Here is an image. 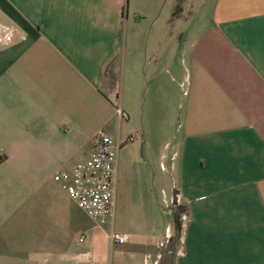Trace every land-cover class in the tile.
Listing matches in <instances>:
<instances>
[{
  "label": "crops",
  "instance_id": "0c3cea01",
  "mask_svg": "<svg viewBox=\"0 0 264 264\" xmlns=\"http://www.w3.org/2000/svg\"><path fill=\"white\" fill-rule=\"evenodd\" d=\"M137 121L154 195L115 244L53 174ZM0 264H264V0H0Z\"/></svg>",
  "mask_w": 264,
  "mask_h": 264
},
{
  "label": "built area",
  "instance_id": "2783aa9c",
  "mask_svg": "<svg viewBox=\"0 0 264 264\" xmlns=\"http://www.w3.org/2000/svg\"><path fill=\"white\" fill-rule=\"evenodd\" d=\"M117 113L123 119L128 117L124 111L117 110ZM135 139L136 135H129L117 144L103 129H98L92 135L88 158L53 174V180L96 226L109 223L114 213L116 150ZM110 238L115 244H122L125 240L122 234L113 231ZM79 242H83V236L79 237Z\"/></svg>",
  "mask_w": 264,
  "mask_h": 264
},
{
  "label": "rangeland",
  "instance_id": "374dc122",
  "mask_svg": "<svg viewBox=\"0 0 264 264\" xmlns=\"http://www.w3.org/2000/svg\"><path fill=\"white\" fill-rule=\"evenodd\" d=\"M202 1L177 0V9L188 12L190 16H195L201 8ZM112 84L113 80L111 79ZM114 88L117 93L122 89L119 75H117ZM138 125V121L128 124L123 127L121 135L118 137V141L121 140L122 142L125 137L136 135L134 141L122 145L124 148L118 154L114 168L115 200L112 231L120 234L132 229L127 220L124 219V211H129L131 216L135 217L138 215L141 205H147L148 198L151 199V196L154 195L152 184L156 164L154 150L159 142V134L153 127L147 129L145 131V143L142 147ZM169 206L171 207V201L166 207ZM166 207L163 209L168 212Z\"/></svg>",
  "mask_w": 264,
  "mask_h": 264
},
{
  "label": "water",
  "instance_id": "95a60500",
  "mask_svg": "<svg viewBox=\"0 0 264 264\" xmlns=\"http://www.w3.org/2000/svg\"><path fill=\"white\" fill-rule=\"evenodd\" d=\"M173 202H174V204L176 203V202H175V195H173ZM178 225H179V224H178Z\"/></svg>",
  "mask_w": 264,
  "mask_h": 264
},
{
  "label": "trees",
  "instance_id": "16d2710c",
  "mask_svg": "<svg viewBox=\"0 0 264 264\" xmlns=\"http://www.w3.org/2000/svg\"><path fill=\"white\" fill-rule=\"evenodd\" d=\"M178 213L177 211H175V214Z\"/></svg>",
  "mask_w": 264,
  "mask_h": 264
}]
</instances>
